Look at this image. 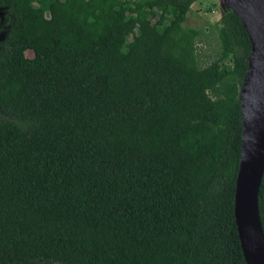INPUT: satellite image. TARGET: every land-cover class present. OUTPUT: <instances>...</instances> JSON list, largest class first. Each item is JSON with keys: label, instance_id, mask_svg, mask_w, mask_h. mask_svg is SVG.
I'll use <instances>...</instances> for the list:
<instances>
[{"label": "trees", "instance_id": "16d2710c", "mask_svg": "<svg viewBox=\"0 0 264 264\" xmlns=\"http://www.w3.org/2000/svg\"><path fill=\"white\" fill-rule=\"evenodd\" d=\"M197 1L0 0V264H246L250 42L227 9L201 66Z\"/></svg>", "mask_w": 264, "mask_h": 264}, {"label": "water", "instance_id": "95a60500", "mask_svg": "<svg viewBox=\"0 0 264 264\" xmlns=\"http://www.w3.org/2000/svg\"><path fill=\"white\" fill-rule=\"evenodd\" d=\"M220 3L241 21L250 42L247 69L239 90L241 151L234 218L245 263L264 264V233L258 208L264 173V0H220Z\"/></svg>", "mask_w": 264, "mask_h": 264}, {"label": "rangeland", "instance_id": "374dc122", "mask_svg": "<svg viewBox=\"0 0 264 264\" xmlns=\"http://www.w3.org/2000/svg\"><path fill=\"white\" fill-rule=\"evenodd\" d=\"M8 2L10 0H7ZM212 7L211 12H206V9ZM226 9L221 5L220 0H199L191 5L190 12L188 13L185 26L193 27L198 30L205 29L207 34H200L199 36V49H200V65H208L219 52V42L217 38V32L215 30V24L218 22L221 15ZM0 35H4L6 29L3 25V17L0 14ZM32 54L26 53L27 57Z\"/></svg>", "mask_w": 264, "mask_h": 264}, {"label": "flooded vegetation", "instance_id": "af4514ba", "mask_svg": "<svg viewBox=\"0 0 264 264\" xmlns=\"http://www.w3.org/2000/svg\"><path fill=\"white\" fill-rule=\"evenodd\" d=\"M0 36H2V35H0Z\"/></svg>", "mask_w": 264, "mask_h": 264}]
</instances>
